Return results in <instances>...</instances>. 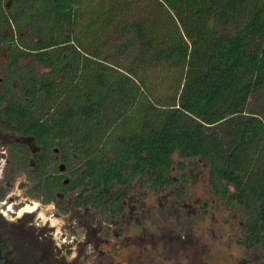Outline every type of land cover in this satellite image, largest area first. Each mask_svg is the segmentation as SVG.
I'll return each mask as SVG.
<instances>
[{"label":"trees","instance_id":"obj_1","mask_svg":"<svg viewBox=\"0 0 264 264\" xmlns=\"http://www.w3.org/2000/svg\"><path fill=\"white\" fill-rule=\"evenodd\" d=\"M59 2L80 6L55 11L67 42L33 59L49 71L10 55L0 89L2 129L41 148L35 189L43 185L48 199L72 194L76 205L96 195L99 207L133 182L160 192L188 180L175 155L195 169L200 159L210 194L245 220L244 241L264 243V0ZM3 13L0 50L26 51L33 43L12 42L24 20L5 23ZM53 147L66 185L52 174Z\"/></svg>","mask_w":264,"mask_h":264},{"label":"flooded vegetation","instance_id":"obj_2","mask_svg":"<svg viewBox=\"0 0 264 264\" xmlns=\"http://www.w3.org/2000/svg\"><path fill=\"white\" fill-rule=\"evenodd\" d=\"M79 6L80 4L74 2L64 3L59 2V0H0V10L4 12V19L6 17L8 19V21L4 20L5 23L14 25L15 20H24L23 28L14 29L12 42L21 44V37L26 39L25 43L28 45L33 43L31 46H27L26 51H8V45H2L0 50V89L6 88L7 73L5 70L7 69L6 66L11 63L10 55L15 56L24 68L33 66L39 73L49 71V68L33 59L37 53L59 45L58 42H67L69 37L68 27L62 25L60 29L56 26L55 16L57 14L55 11L62 9L74 11ZM61 31H65L64 36H62ZM8 33L9 30H4L5 37ZM32 46L34 49L29 48ZM64 56H67V53H64ZM11 80V86L15 89L17 80L15 77ZM2 121L3 118L0 114V181L7 175L15 177V173L18 172L23 174L27 189L25 190L26 195L21 196V198L15 195L10 179L3 182V184L0 183V264H56L58 258H52L54 254L46 251L49 235H52L46 228L48 226L47 211H44L45 213L42 215V212L37 210L38 207L46 208L48 203H51V214L53 216H67L68 225L72 228L73 242L79 241L80 233L84 237V242H87L93 248L94 245L101 242L103 235L109 234V229H113L115 236H121L124 232L123 223L131 222L130 219L135 218L136 223L132 222L131 224L135 227H142L144 219L151 217L152 213L149 211L135 212L138 202L134 196H130L129 200H126L128 194L123 197H117L113 194L105 195L106 202L99 207L95 206L96 195L91 196L93 201L90 204L83 205H76L74 195L69 193L65 195L61 191L55 193L56 199H48L47 191L43 185L40 191L35 189L36 186L33 184L35 175L31 170L35 166L33 154H38L41 148L34 147L33 143L28 141L22 134L11 130H3L1 127ZM52 156L51 167L56 168V171L52 174L60 177L61 182L66 185L70 174L64 163L60 161L59 150L56 147L52 148ZM198 160V168L195 169L191 165H188V168L197 171L200 175H205L210 192L209 167L207 163ZM60 164H63V169L59 168ZM44 166L46 168L47 165L44 164ZM184 174L189 176L188 180L177 178L175 183L170 186V188L176 190L178 196L186 193L185 184L190 182V173L185 172ZM43 177L45 180L47 177L46 172ZM139 186L151 191L154 195L159 193L154 192L149 187L145 188L140 184ZM228 187L233 190V186L228 185ZM130 188L131 183L129 191ZM180 190L184 192L179 194ZM69 196L72 197H70L71 200L68 199ZM140 196L147 197L143 192ZM32 198L35 200V207L31 205L33 203ZM214 198L217 197L214 196ZM217 199L219 200V198ZM219 201L225 207L231 208V205L226 202ZM188 202H190V199H188ZM206 203V201L202 203L205 206L204 208L207 207ZM200 210L196 211V216ZM186 213L188 216L189 212ZM201 215H204V213H201ZM237 217L236 242L242 248L244 254L239 264H264V243L245 242L246 236H251V232L244 225L245 220L241 218L240 213L234 210L233 218ZM260 233H263L262 228Z\"/></svg>","mask_w":264,"mask_h":264},{"label":"rangeland","instance_id":"obj_3","mask_svg":"<svg viewBox=\"0 0 264 264\" xmlns=\"http://www.w3.org/2000/svg\"><path fill=\"white\" fill-rule=\"evenodd\" d=\"M173 159L182 161L187 166L185 172L190 173V182L184 185L186 193L178 196L174 188L166 187L154 195L138 182L131 183L126 200L134 196L138 202L135 212L149 211L151 217L144 219L142 227L131 224L136 223L135 218L123 223L121 236H115L113 229H109V234L103 235L94 248L84 242L80 233L79 241L73 242L67 216H53L51 203L46 208L38 207L42 215L47 211L46 228L52 235L46 251L54 254L52 258H58L56 264H239L244 254L236 242L238 217L233 218L234 210L210 194L205 175L188 168L189 159L176 155ZM176 173L174 169L172 174ZM8 180L16 196L26 195L23 174L7 175L0 183ZM141 192L147 197H141ZM32 201L35 207L34 198ZM198 209L202 212L196 216Z\"/></svg>","mask_w":264,"mask_h":264},{"label":"water","instance_id":"obj_4","mask_svg":"<svg viewBox=\"0 0 264 264\" xmlns=\"http://www.w3.org/2000/svg\"><path fill=\"white\" fill-rule=\"evenodd\" d=\"M59 168H60V169H63V164H60V165H59ZM65 181H66V180H65Z\"/></svg>","mask_w":264,"mask_h":264}]
</instances>
